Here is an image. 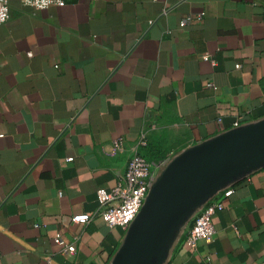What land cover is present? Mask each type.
<instances>
[{"label": "crops", "instance_id": "0c3cea01", "mask_svg": "<svg viewBox=\"0 0 264 264\" xmlns=\"http://www.w3.org/2000/svg\"><path fill=\"white\" fill-rule=\"evenodd\" d=\"M262 120L264 0H10L0 25V264H112L129 227L73 217L96 212V191L123 175L143 129L139 151L161 159ZM209 202L221 205L212 241L184 245ZM57 236L76 250L63 253ZM161 264H264V162L191 210Z\"/></svg>", "mask_w": 264, "mask_h": 264}, {"label": "water", "instance_id": "95a60500", "mask_svg": "<svg viewBox=\"0 0 264 264\" xmlns=\"http://www.w3.org/2000/svg\"><path fill=\"white\" fill-rule=\"evenodd\" d=\"M264 162V120L173 156L151 187L112 264H161L181 220L228 180Z\"/></svg>", "mask_w": 264, "mask_h": 264}, {"label": "built area", "instance_id": "2783aa9c", "mask_svg": "<svg viewBox=\"0 0 264 264\" xmlns=\"http://www.w3.org/2000/svg\"><path fill=\"white\" fill-rule=\"evenodd\" d=\"M21 2L26 7L47 9L51 6L62 7L66 0H21ZM9 18L10 0H0V25L6 23ZM113 145L118 152L125 150L121 139L115 140ZM147 145L146 128L141 131L136 146L138 148L127 160L125 172L116 184L110 189L99 188L96 191L98 203L96 212L74 216V223L88 224L97 219L110 227H119L124 230L130 226L144 205L160 172L178 153L169 154L157 161H152L147 154L139 151ZM229 193L230 191H226L225 195ZM220 207L221 205L216 202L207 203L186 230L182 243L191 248L210 243L215 234L212 216L215 210ZM54 242L60 245L63 253H72L76 250L74 243L63 240L59 236L54 239Z\"/></svg>", "mask_w": 264, "mask_h": 264}, {"label": "trees", "instance_id": "16d2710c", "mask_svg": "<svg viewBox=\"0 0 264 264\" xmlns=\"http://www.w3.org/2000/svg\"><path fill=\"white\" fill-rule=\"evenodd\" d=\"M144 149H146V148H144ZM144 153H145V152H144ZM149 153H150V155H149ZM149 153L147 152V153H145V154L148 155V157H149L150 160H152V161H157V160H159V159H157V158H154V157L152 156V154H151L150 151H149Z\"/></svg>", "mask_w": 264, "mask_h": 264}]
</instances>
